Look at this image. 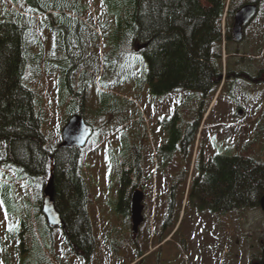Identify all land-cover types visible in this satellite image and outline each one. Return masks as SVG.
<instances>
[{
    "label": "rangeland",
    "instance_id": "374dc122",
    "mask_svg": "<svg viewBox=\"0 0 264 264\" xmlns=\"http://www.w3.org/2000/svg\"><path fill=\"white\" fill-rule=\"evenodd\" d=\"M254 2L259 5V14L245 28L243 42H230L224 49L225 56L222 53L223 74L226 76L229 73L227 77H230L223 78L221 86L224 89L219 90L214 101L215 93L206 98L200 92L194 91H178L168 96H158L152 94L148 86L144 90L139 89V79L137 82L136 79L132 81L123 77L124 68L127 74L138 68L132 55L128 56L124 66L105 64L107 55H115V50L113 46L105 48L97 28V17L105 12L103 0H89L93 7L90 11L92 22L87 20L90 27L85 25L86 22L81 25L80 29L85 31H80L82 41L72 31L68 46L62 48L64 51L59 49L64 40H58V32L41 29L49 21L48 17L37 15L33 19L36 32L30 29L29 44L34 53H42L43 57L47 51L46 55L51 63L46 64L44 59L41 60L40 67H30L29 63L23 84L34 93V110L40 120L41 132L46 137L47 147L55 149L62 143V131L72 115L82 113L85 121L94 127L93 136L81 150L79 169L90 194L87 210L91 221L99 230V233L94 230L96 239L99 237V245L87 260L89 264H123V259H117V255L110 248L112 240L107 236L113 235V206L117 185L121 181V171H129L130 144L133 145L135 137L138 141L144 135L147 138L141 162L144 163L152 195L154 191L157 198L162 192L163 184L165 201L168 195L165 192L167 173H175L181 166L174 160L168 161V164L163 162L162 171L161 155L156 141L159 140L161 119H168L169 115L170 119L175 118L174 112H178L181 113L180 120L184 122L201 121L213 102L201 121L203 123L197 142L199 154L210 155L205 157V162L211 160L214 154H238L255 138L259 124L264 125V0H235L232 11ZM8 10L15 8L9 0H5L0 5V16ZM55 15L56 13H52L51 17ZM70 15L77 17L73 13ZM28 22L29 18H25V24ZM233 22L234 18L228 16L227 27L231 29ZM92 29L100 35L99 41L85 40L86 37L93 36ZM38 39L41 45H38ZM43 43H46L45 52ZM54 60L66 64L69 83H66L58 63L57 67L52 66ZM126 66L133 67L128 71ZM72 67L75 69L71 74L69 71ZM104 73H107L106 86L104 82L101 83ZM82 105L83 112H80ZM240 109L243 110L242 115H239ZM258 139L254 154L264 156V133ZM0 149L4 151L3 144H0ZM194 158L195 153L191 161H186L187 169L183 179L184 182L187 179L186 183L193 172L198 174L200 171H192ZM199 161L198 158L196 162ZM4 169L0 167V264H69L74 261L76 264H85L86 257L68 252L61 230L53 231L56 237L55 253L50 245L51 234L49 235L45 217L39 215L38 208L49 179L44 181L43 178L30 179L27 176L17 178V169ZM179 194L181 196L177 198L174 214L175 229L171 234L169 227L167 232L171 234V240L163 247V253L168 254L164 262L253 264L254 261L264 260L262 209L231 211L229 220L226 221L222 214L198 212L195 204L187 203L184 187ZM135 259L136 256H133L124 263L128 264Z\"/></svg>",
    "mask_w": 264,
    "mask_h": 264
},
{
    "label": "trees",
    "instance_id": "16d2710c",
    "mask_svg": "<svg viewBox=\"0 0 264 264\" xmlns=\"http://www.w3.org/2000/svg\"><path fill=\"white\" fill-rule=\"evenodd\" d=\"M234 1L103 0L105 12L98 15L97 28L105 48L113 46L115 50V55H107L105 64L121 67L132 55L138 68L130 74L124 68V79H136L137 82L139 79V89L148 86L152 94L158 96L178 91L200 92L204 98L211 93L216 95L224 75L222 45L224 40L231 41L227 26L223 34V18L226 13L227 18L232 14ZM4 2L0 0V5ZM9 2L15 10L5 11L0 16V144L4 145V151L0 149V167L17 169V178L27 176L46 181L53 177L55 204L63 218V229L60 230L65 242L74 253L82 254L80 249L83 248L89 260L93 254L89 251L92 243L91 218L87 210L90 194L79 172L81 151L63 147L62 143L55 149L47 147L34 110V93L23 84V77L29 66L40 67L42 59L46 64L51 63L45 52L46 43H43L44 57L42 53H34L29 44V31L36 28L33 19L37 15L48 17L49 21L41 29L58 32V40H64L59 49L64 51L62 48L68 46L72 31L82 41L80 31H85L80 27L85 22L90 27L87 20L92 22L90 11L93 7L89 0ZM52 13H56L55 17H51ZM72 13L77 17L71 16ZM25 18L30 22L25 24ZM92 30L93 36L89 34L90 38L88 36L85 40L99 41L100 35ZM39 40L38 45H41ZM53 63L55 67L58 63L66 83H69L66 64L55 60ZM75 67L69 73H74ZM126 67L131 71L133 66ZM106 75L102 74L101 78L105 86ZM80 112H83V105ZM256 132L247 148L238 154L218 155L208 164L203 182L206 187L199 191L203 198L213 201L212 211L262 208L264 156L255 155L254 148L264 133L263 123ZM144 139H147L145 135ZM134 141L137 142L136 137ZM40 200L39 215H43ZM47 230L55 253L54 230L49 227Z\"/></svg>",
    "mask_w": 264,
    "mask_h": 264
},
{
    "label": "flooded vegetation",
    "instance_id": "af4514ba",
    "mask_svg": "<svg viewBox=\"0 0 264 264\" xmlns=\"http://www.w3.org/2000/svg\"><path fill=\"white\" fill-rule=\"evenodd\" d=\"M231 40L233 41V39ZM249 79L253 81L251 77ZM179 115L181 116V113L175 112L173 116L175 118L163 120V124L159 125V140H156L158 141L161 155L162 171L163 162L168 164V161L174 160L181 166L176 170L177 172L167 173L165 192H168V195L165 201H163V184L162 192L156 198L154 191L152 195L151 185L147 182V172L144 170V163L141 162L145 146L144 137L140 141H134L133 145L131 144V155L129 154L128 158L129 171H121L123 174L121 175L120 183L117 185V196L113 206V213L115 215V220L112 222L114 236H107L108 239L111 237L109 240H112L109 244L110 248L117 255V259H123V264H127L124 263L125 260L133 256H136V259L128 264H168L167 261L164 262L168 254L163 253V247L170 242L171 234L175 229H173V223L178 202L177 198L181 196L182 193L179 194V191L183 190V187L185 189L184 195L187 196V203L195 204L198 212L200 211L202 214L204 212L222 214L226 221L229 220V210H224V212L212 211L211 206L213 205V201L203 198V194L199 191L206 187L203 182L208 173L205 171L208 164L214 157L221 154H214L211 160L209 159L205 162V157H209L210 155L204 154L201 156L199 149L197 150L199 129L201 127L200 119L184 122V120H180ZM194 153L195 158L192 163V167L194 166V168L192 171L195 169H199L200 171L198 174H194L193 172L190 182L186 183L187 179L185 182L183 180L186 174L185 170L187 169L185 168L186 161H191ZM198 158L200 161L197 163ZM125 172H127L126 176L124 175ZM126 182L128 183L126 184ZM137 191L141 192L140 202L135 200L138 197ZM169 227L171 234L167 232ZM62 229L63 227H61ZM90 229L92 243L89 246V251H93L94 253L99 245V237L96 239L94 230L98 233L99 230L93 221L90 223ZM67 249L70 254L73 252L68 244ZM80 251L82 254H75L85 258L87 253L84 252L86 251L83 248ZM258 262L262 264V261ZM84 263L89 264L86 258ZM69 264H76V262H70Z\"/></svg>",
    "mask_w": 264,
    "mask_h": 264
},
{
    "label": "water",
    "instance_id": "95a60500",
    "mask_svg": "<svg viewBox=\"0 0 264 264\" xmlns=\"http://www.w3.org/2000/svg\"><path fill=\"white\" fill-rule=\"evenodd\" d=\"M258 12L257 4L243 5L235 15L234 25L232 27V37L239 42L244 37V27L250 23ZM242 115V111L239 112ZM93 134V128L86 123L81 115L70 117L62 131V146L70 149L84 148ZM138 197L135 199L140 202L141 197L137 191ZM262 209L264 210V198L262 199ZM42 212L46 218L47 224L51 228H59L63 225V218L55 204V188L53 177L49 180L43 193ZM260 264V263H255ZM264 264V260L262 262Z\"/></svg>",
    "mask_w": 264,
    "mask_h": 264
}]
</instances>
